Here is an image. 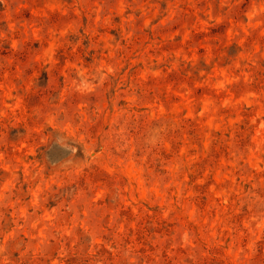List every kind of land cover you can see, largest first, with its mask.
Instances as JSON below:
<instances>
[{
    "label": "rangeland",
    "instance_id": "obj_1",
    "mask_svg": "<svg viewBox=\"0 0 264 264\" xmlns=\"http://www.w3.org/2000/svg\"><path fill=\"white\" fill-rule=\"evenodd\" d=\"M0 264H264V0H0Z\"/></svg>",
    "mask_w": 264,
    "mask_h": 264
}]
</instances>
